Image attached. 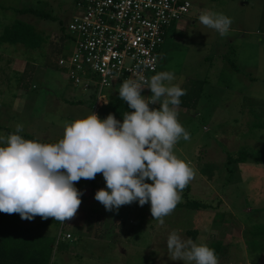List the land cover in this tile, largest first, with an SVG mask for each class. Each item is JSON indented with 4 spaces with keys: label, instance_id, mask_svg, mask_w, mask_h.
<instances>
[{
    "label": "rangeland",
    "instance_id": "1",
    "mask_svg": "<svg viewBox=\"0 0 264 264\" xmlns=\"http://www.w3.org/2000/svg\"><path fill=\"white\" fill-rule=\"evenodd\" d=\"M188 1L191 14L169 28L159 52V90L143 112L178 182L161 169L143 178L145 154L118 149L101 118L89 122L91 95L58 65L72 48L59 42L76 0H0V34L24 20L46 38L38 49L0 46V201L24 207V225L54 241L51 264H199L218 240L226 251L218 264H264V0ZM31 8L51 18L19 12ZM179 88L202 92L198 105H173ZM181 181L212 207L178 206Z\"/></svg>",
    "mask_w": 264,
    "mask_h": 264
},
{
    "label": "built area",
    "instance_id": "2",
    "mask_svg": "<svg viewBox=\"0 0 264 264\" xmlns=\"http://www.w3.org/2000/svg\"><path fill=\"white\" fill-rule=\"evenodd\" d=\"M191 10L188 0H76V14L67 26L72 48L59 68L80 91L96 98L97 111L116 88L148 94L155 89L159 51L169 28ZM145 102L153 104L148 99L137 107ZM58 221L63 227L65 218Z\"/></svg>",
    "mask_w": 264,
    "mask_h": 264
},
{
    "label": "trees",
    "instance_id": "3",
    "mask_svg": "<svg viewBox=\"0 0 264 264\" xmlns=\"http://www.w3.org/2000/svg\"><path fill=\"white\" fill-rule=\"evenodd\" d=\"M19 12L45 19L51 18L49 14L32 8L21 9ZM45 40V35L42 32L24 20H16L0 34V46H22L27 49H38L42 47ZM60 40L59 44L62 45L65 41H71V38L67 34L60 37ZM32 74L33 69L21 76L20 85L23 89H29V82L26 81V78H30ZM149 95L154 97L153 93ZM201 95L202 92L195 94L193 90L185 91L183 88H179L174 94L172 104L185 109L194 108L198 105ZM106 96L108 103L98 109L97 116L102 119L103 129L109 140L123 151L139 152L140 150L145 154L148 165L147 173L142 176L143 178L152 177L157 169H161L164 173L171 176L175 175L179 182L181 174L178 168L170 166L165 152L158 150L147 137L145 116L143 111L137 107V103L143 100L145 94L131 93L123 88H116L107 92ZM95 99L93 98L90 103L93 108L97 109ZM68 103L82 105L84 101H68ZM27 139L33 138L27 136ZM39 144L49 151L48 143L39 141ZM50 146L61 151L77 152L73 147L61 142L55 141ZM181 182L183 183L179 185V188L183 189L185 193L180 198L181 202L178 206L190 210H207L212 207L204 202L191 199V185L185 181ZM38 190L40 193L52 197L42 187H39ZM23 211L24 207L17 213L10 212L7 205L0 201V264H51L54 241L51 242L41 234H34L30 227L25 226ZM224 252H226L224 243L220 240L215 241L208 247L206 255L201 258L199 264H218Z\"/></svg>",
    "mask_w": 264,
    "mask_h": 264
},
{
    "label": "crops",
    "instance_id": "4",
    "mask_svg": "<svg viewBox=\"0 0 264 264\" xmlns=\"http://www.w3.org/2000/svg\"><path fill=\"white\" fill-rule=\"evenodd\" d=\"M199 16H201V14L199 15ZM220 22H222V21H220ZM219 22V23H220ZM163 47V46H162ZM161 47V48H162ZM161 50V49H160ZM159 81V79L157 78V77H155L154 78V83H153V85L155 86V89L152 91V92H150V93H153V95L155 94V93H157L158 91L157 90H159L158 88H157V82ZM149 94V93H148ZM152 98V96H149V98ZM150 98V99H151ZM173 98H174V96H173ZM153 99V98H152ZM173 100V99H172ZM153 104H154V101H153ZM146 105L147 104H144L142 107H140V109L139 110H141V111H146L145 109H146ZM185 109V108H184ZM95 111H97V110H95ZM98 112V111H97ZM96 119H98V116H97V113L95 112V115L91 118V120L89 121L91 124H92V126H95L96 125ZM99 120V119H98ZM147 127V126H146ZM146 130H147V134H148V128H146ZM156 147V146H155ZM159 150V149H158ZM7 206H9V205H7ZM9 209H10V207H9ZM21 209V208H20ZM20 209H19V205H17V206H13V209H10V212H13V213H17V212H19L20 211Z\"/></svg>",
    "mask_w": 264,
    "mask_h": 264
},
{
    "label": "clouds",
    "instance_id": "5",
    "mask_svg": "<svg viewBox=\"0 0 264 264\" xmlns=\"http://www.w3.org/2000/svg\"><path fill=\"white\" fill-rule=\"evenodd\" d=\"M186 18H187V17H186ZM184 19H185V18H184ZM163 45H164V44H163ZM159 52H160V51H159ZM150 92H151V91H150ZM150 92H149V93H150ZM141 102L144 103L143 100H142ZM137 104H138V103H137ZM145 104H148V103L145 102ZM139 109H140V108H139ZM60 217H62V216H60ZM58 218H59V217H58Z\"/></svg>",
    "mask_w": 264,
    "mask_h": 264
}]
</instances>
